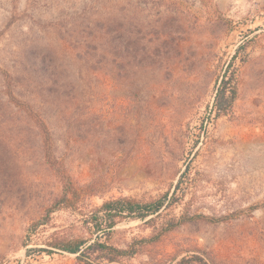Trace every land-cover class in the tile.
<instances>
[{
  "label": "rangeland",
  "instance_id": "374dc122",
  "mask_svg": "<svg viewBox=\"0 0 264 264\" xmlns=\"http://www.w3.org/2000/svg\"><path fill=\"white\" fill-rule=\"evenodd\" d=\"M0 264H264V0H0Z\"/></svg>",
  "mask_w": 264,
  "mask_h": 264
},
{
  "label": "trees",
  "instance_id": "16d2710c",
  "mask_svg": "<svg viewBox=\"0 0 264 264\" xmlns=\"http://www.w3.org/2000/svg\"><path fill=\"white\" fill-rule=\"evenodd\" d=\"M227 84V81H223V85L218 89L217 94L215 96V106L220 110H226L228 107H230L235 95V89L233 87L228 89V87L226 86ZM227 91H229L228 95H226ZM177 197L178 196L175 192L167 200L166 195L150 201H140L128 197H119L105 200L102 205L98 208V210L94 213V216L97 219L96 225L97 227H100L98 228V230H101L105 229L104 225H107L109 228H111L114 225L116 218L129 217L144 219L148 215H158V212L162 209L165 202L167 205L171 202L170 199L176 200ZM100 212L102 213V216H99L98 213ZM150 219L152 218H149L147 221H149ZM82 244L83 241L81 240H73L66 241L60 244V247L68 252L78 253ZM91 248L99 251L100 253H104V256L110 260L128 254L127 250L125 249L117 248L115 246L109 245L105 242H100L98 240H95L94 242L86 246L85 250ZM32 250L33 248H29L27 251Z\"/></svg>",
  "mask_w": 264,
  "mask_h": 264
}]
</instances>
